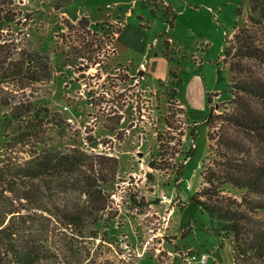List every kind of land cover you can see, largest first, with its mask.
<instances>
[{
  "label": "rangeland",
  "instance_id": "rangeland-1",
  "mask_svg": "<svg viewBox=\"0 0 264 264\" xmlns=\"http://www.w3.org/2000/svg\"><path fill=\"white\" fill-rule=\"evenodd\" d=\"M16 6L20 25L4 38L47 53L53 77L0 84V166L32 156L31 146L20 143V122L6 120L12 105L20 111L27 101L66 121L51 131L52 144L119 162L115 179L103 185L117 216L104 217L97 238L62 239L68 262L192 264L195 256V264H234L231 238L191 198L206 186L202 173L216 158L205 121L211 107L219 113L228 106L231 72L221 53L235 22L248 19V0H16ZM84 16L89 27L78 22ZM118 28L124 32L116 52ZM224 193L242 195L229 187ZM252 219L260 227L264 213Z\"/></svg>",
  "mask_w": 264,
  "mask_h": 264
},
{
  "label": "trees",
  "instance_id": "trees-1",
  "mask_svg": "<svg viewBox=\"0 0 264 264\" xmlns=\"http://www.w3.org/2000/svg\"><path fill=\"white\" fill-rule=\"evenodd\" d=\"M248 5V19L235 22L221 53L231 72V97L224 110L217 113L211 107L206 118L208 146L216 158L202 173L206 186L191 200L231 238L234 264H264V224L256 227L252 219L254 213H264V0H248ZM19 16L16 0H0V84L50 82L47 53L19 48L4 38L5 31L20 25ZM78 22L90 24L86 16ZM119 31H113V38ZM36 105L20 102V111L12 105L6 117L8 123L20 122V143L31 146L32 156L0 166V264H70L61 240L69 234L97 238L104 217L117 216L103 185L115 179L118 158L52 144L51 131L66 121L59 112ZM158 140L160 154L165 145L161 136ZM149 165L160 167L155 161ZM226 187L242 195H227Z\"/></svg>",
  "mask_w": 264,
  "mask_h": 264
},
{
  "label": "crops",
  "instance_id": "crops-1",
  "mask_svg": "<svg viewBox=\"0 0 264 264\" xmlns=\"http://www.w3.org/2000/svg\"><path fill=\"white\" fill-rule=\"evenodd\" d=\"M126 13H127V15H129V14L132 13V11H129V10L127 9V12H126ZM118 16H119V17H117V19L120 20V19H121V16H122L121 13H119ZM120 21H121V20H120ZM123 26H124V27H122L123 29L126 28V27H125V24H124ZM123 29H121L120 32L116 35V38H114V45H115L114 50H115L116 52H117L116 41L119 40V38H120V36H121L120 33H121V32H122V33L124 32ZM117 36H118V37H117ZM141 41H142V49H141V50H142V52H146V50L148 49V47H147V44H146V42H145L144 37L141 38Z\"/></svg>",
  "mask_w": 264,
  "mask_h": 264
},
{
  "label": "built area",
  "instance_id": "built-area-1",
  "mask_svg": "<svg viewBox=\"0 0 264 264\" xmlns=\"http://www.w3.org/2000/svg\"><path fill=\"white\" fill-rule=\"evenodd\" d=\"M196 259H195V256H192L191 257V259H190V261L192 262V264H195L196 263V261H195ZM201 261H206V256L205 255H203L202 256V260Z\"/></svg>",
  "mask_w": 264,
  "mask_h": 264
}]
</instances>
